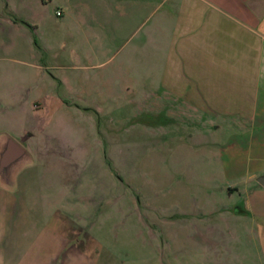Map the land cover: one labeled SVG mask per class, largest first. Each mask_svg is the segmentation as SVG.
<instances>
[{"label": "rangeland", "instance_id": "374dc122", "mask_svg": "<svg viewBox=\"0 0 264 264\" xmlns=\"http://www.w3.org/2000/svg\"><path fill=\"white\" fill-rule=\"evenodd\" d=\"M155 38L99 33L96 0H0V134L31 130L37 176L15 201L68 264H264V190L227 131L162 111Z\"/></svg>", "mask_w": 264, "mask_h": 264}, {"label": "crops", "instance_id": "0c3cea01", "mask_svg": "<svg viewBox=\"0 0 264 264\" xmlns=\"http://www.w3.org/2000/svg\"><path fill=\"white\" fill-rule=\"evenodd\" d=\"M96 25L113 39L160 40L162 111L227 131V146L239 153L227 163L248 165L231 167L230 177L264 190V0H96ZM32 136L31 130L23 137L0 134V192L13 196L0 211L7 215L0 219V264H68V242L58 253L54 238L42 247L57 232H45L43 241L42 228L51 225L35 220L34 207L15 201L30 196L25 190L37 180L26 145ZM257 216L264 220V209Z\"/></svg>", "mask_w": 264, "mask_h": 264}, {"label": "water", "instance_id": "95a60500", "mask_svg": "<svg viewBox=\"0 0 264 264\" xmlns=\"http://www.w3.org/2000/svg\"><path fill=\"white\" fill-rule=\"evenodd\" d=\"M18 152L20 153V150H18ZM1 154H2V153H0V155H1ZM4 167H7V166H6V164H5V166H4ZM262 179H264V177H263Z\"/></svg>", "mask_w": 264, "mask_h": 264}, {"label": "trees", "instance_id": "16d2710c", "mask_svg": "<svg viewBox=\"0 0 264 264\" xmlns=\"http://www.w3.org/2000/svg\"><path fill=\"white\" fill-rule=\"evenodd\" d=\"M241 210L243 211V209H241ZM242 211H241V212H242Z\"/></svg>", "mask_w": 264, "mask_h": 264}]
</instances>
